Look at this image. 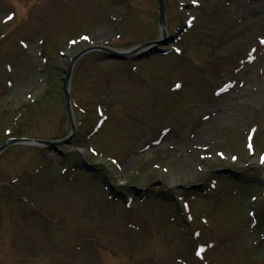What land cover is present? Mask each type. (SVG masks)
Returning <instances> with one entry per match:
<instances>
[{
    "label": "rangeland",
    "instance_id": "rangeland-1",
    "mask_svg": "<svg viewBox=\"0 0 264 264\" xmlns=\"http://www.w3.org/2000/svg\"><path fill=\"white\" fill-rule=\"evenodd\" d=\"M164 10L161 54L76 59L63 157L0 153V264H264V0ZM158 35L156 0H0V144L68 132L76 51Z\"/></svg>",
    "mask_w": 264,
    "mask_h": 264
},
{
    "label": "water",
    "instance_id": "water-1",
    "mask_svg": "<svg viewBox=\"0 0 264 264\" xmlns=\"http://www.w3.org/2000/svg\"><path fill=\"white\" fill-rule=\"evenodd\" d=\"M158 6H159V19H158V21H159V24H160V26L162 28V32L164 33V20H163V9H162V1L161 0H158ZM156 43H158V41L155 40V41H152V42H149V43L144 44V46L145 45H150V44L151 45H154ZM142 47L143 46H139L137 48V50L140 49V48H142ZM105 50L109 52V56H120V57H122L124 55V53H117V52H115L112 49H105ZM64 88H65V96H64V99H65V103H66V111H67V115H68L69 124H70L71 130H72L73 129V126H72V122H71L70 117H69V107H68V99H67V93H66V84H64ZM67 139H68V137L67 138H64L62 140L47 141V142H44V143H46L47 145H49L51 147H55L56 144H60L62 142H65V141H67ZM4 145L0 146V150L4 147Z\"/></svg>",
    "mask_w": 264,
    "mask_h": 264
},
{
    "label": "snow or ice",
    "instance_id": "snow-or-ice-1",
    "mask_svg": "<svg viewBox=\"0 0 264 264\" xmlns=\"http://www.w3.org/2000/svg\"><path fill=\"white\" fill-rule=\"evenodd\" d=\"M192 2L195 3L196 0H192ZM8 18H10V17H7V16L5 17V19H8ZM84 39H87V37H84ZM261 42L264 43V41H261ZM176 86H178V85H176ZM5 131H7V129ZM261 159H262V161H264V154L261 155ZM200 251H201L200 249H197V251H196L197 256L200 255Z\"/></svg>",
    "mask_w": 264,
    "mask_h": 264
},
{
    "label": "bare ground",
    "instance_id": "bare-ground-1",
    "mask_svg": "<svg viewBox=\"0 0 264 264\" xmlns=\"http://www.w3.org/2000/svg\"><path fill=\"white\" fill-rule=\"evenodd\" d=\"M245 91H240L239 95L243 94Z\"/></svg>",
    "mask_w": 264,
    "mask_h": 264
}]
</instances>
